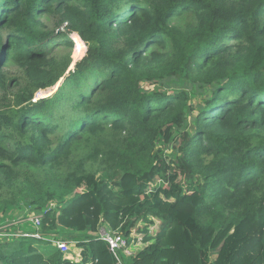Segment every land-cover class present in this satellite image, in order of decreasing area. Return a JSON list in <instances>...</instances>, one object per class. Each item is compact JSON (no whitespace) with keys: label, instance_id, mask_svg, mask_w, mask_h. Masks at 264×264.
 I'll use <instances>...</instances> for the list:
<instances>
[{"label":"trees","instance_id":"trees-1","mask_svg":"<svg viewBox=\"0 0 264 264\" xmlns=\"http://www.w3.org/2000/svg\"><path fill=\"white\" fill-rule=\"evenodd\" d=\"M25 208L81 259L0 264H119L104 224L125 264H264V0H0V234Z\"/></svg>","mask_w":264,"mask_h":264},{"label":"rangeland","instance_id":"rangeland-1","mask_svg":"<svg viewBox=\"0 0 264 264\" xmlns=\"http://www.w3.org/2000/svg\"><path fill=\"white\" fill-rule=\"evenodd\" d=\"M46 26L49 28V29H52L54 28V24H53V21H50V20H46ZM64 29V27H62ZM75 41V40H74ZM75 43V47L73 49V57H74V61H78V59H81L82 56L86 53H81V51H78L76 52V42ZM58 47H61V48H58ZM56 47L55 49H61L60 52L61 53H64L65 51L63 50V47L62 46H58ZM76 54V55H75ZM74 65V63H73ZM72 65V66H73ZM11 74L12 75H18V74H22V71L16 67V66H12L11 67ZM61 83V82H60ZM58 85L60 86V84L58 83L52 90L51 89H48V90H44V91H41L40 95L41 94H52L53 92H55L58 88ZM195 99V98H194ZM36 215H39V214H36L34 212H31L29 211V209H22V210H11L10 213L8 215H6V217H2L4 220H6L5 223L3 224H6L8 222V225H7V229L4 230V233L0 234V235H10V236H13L14 233L17 234V233H20V232H26L27 230L30 232V231H34V230H38L36 229L33 221H32V218ZM42 226L40 225V228ZM41 230V229H39ZM8 232V233H6ZM68 234H73L75 236H84V235H81L80 232H73L71 230H67V229H64L61 231L60 234H57V237H66V235ZM36 244L38 246H40L42 249H44L45 245L46 244H43L45 242H42V241H35ZM50 250H52V245L50 244L49 246H47ZM54 247V246H53ZM75 251V252H74ZM73 254H80L81 255V248L78 247L77 245L73 246V248L71 249L70 253L67 254V256H72ZM123 258L126 259L128 257L124 256L123 255ZM81 259L80 258H74L75 261H79Z\"/></svg>","mask_w":264,"mask_h":264},{"label":"built area","instance_id":"built-area-1","mask_svg":"<svg viewBox=\"0 0 264 264\" xmlns=\"http://www.w3.org/2000/svg\"><path fill=\"white\" fill-rule=\"evenodd\" d=\"M40 93H38L37 97L34 100H37L38 98L44 96V94L40 95ZM41 219H42V215L40 214L32 218V221L36 229H40ZM19 234L46 240L47 242H50L52 245L56 246L59 250H61L66 255L67 258L71 260H74V258H77V257L78 258L81 257L80 254H76V255L73 254L72 256H67V254L70 253L73 246L77 244V241H70V240H66L61 237L59 238L58 237L56 238L46 237V236H43L42 233L40 232H36V233L20 232ZM98 234L100 238L108 244L111 253L114 255V257L116 258L119 264H125L123 255L126 257L132 256L133 251L130 249L127 238L124 236L123 232L119 230H113L104 224L99 227Z\"/></svg>","mask_w":264,"mask_h":264},{"label":"water","instance_id":"water-1","mask_svg":"<svg viewBox=\"0 0 264 264\" xmlns=\"http://www.w3.org/2000/svg\"><path fill=\"white\" fill-rule=\"evenodd\" d=\"M75 64H76V61H74V65H73L71 68H74ZM59 84H60V83H59ZM58 87H59V85H58ZM58 87H57V88H58Z\"/></svg>","mask_w":264,"mask_h":264},{"label":"clouds","instance_id":"clouds-1","mask_svg":"<svg viewBox=\"0 0 264 264\" xmlns=\"http://www.w3.org/2000/svg\"><path fill=\"white\" fill-rule=\"evenodd\" d=\"M47 95H49V94H47ZM47 95L44 94V96H47ZM44 96H43V97H44ZM34 99H35V98H34Z\"/></svg>","mask_w":264,"mask_h":264}]
</instances>
